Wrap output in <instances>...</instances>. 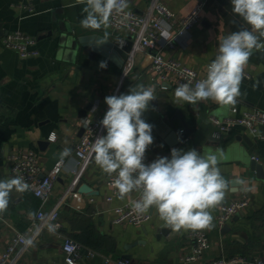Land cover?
Segmentation results:
<instances>
[{
	"label": "crops",
	"instance_id": "obj_1",
	"mask_svg": "<svg viewBox=\"0 0 264 264\" xmlns=\"http://www.w3.org/2000/svg\"><path fill=\"white\" fill-rule=\"evenodd\" d=\"M160 1L177 18L187 16L198 3L203 4L200 22L178 37L173 48L165 47L161 52L205 78L208 65L218 54L219 39L249 27L233 15L230 0ZM148 4L149 0H129L128 9L140 14ZM84 6L77 0H0V180L11 177L6 159L15 148L34 151L42 174L51 172L62 160V151L68 148L70 156L63 158L53 195L45 208L57 204L61 232L86 249L79 264H117L127 255L130 264H184L179 257L190 253L191 230L176 231L166 226L152 209L147 212L150 220L141 226L112 224L111 208L140 196L133 191L119 199L116 194L107 202L111 193L106 185L109 175L95 164L94 155L75 186H70L76 168L73 148L82 135L79 132L83 122L100 118L107 106L106 96L127 93L130 85L138 83L151 85L157 98L149 102L142 119L153 126L154 139L145 155L170 158L174 147L202 150L204 156L215 154L227 182L224 199L209 209L212 227L201 229L210 241L203 261L233 255L264 257V177H257L249 169V162L255 157L264 172V125L259 126L256 135L243 126L232 125L220 139L214 140L216 128L210 120L211 116L224 120L240 117L246 111L264 110V49L255 50L249 58L244 70L250 79L242 80L235 104L220 105L212 100L198 102L196 106L183 101L174 104L175 88L167 84L165 89H158L150 80L155 50L132 49L127 36L125 50L127 55L131 50V54L119 68L90 48L71 46L72 40L85 35L98 34L115 44L121 36L110 30L109 22L100 29L82 28ZM60 24L66 26L64 31ZM17 30L37 39L39 56L22 60L14 51L4 48L3 37ZM89 104L91 107L86 110ZM233 108L236 113H232ZM83 111L85 115L81 114ZM175 112L181 114L192 134L170 147L164 143L169 131L166 122ZM175 125L182 128L177 118ZM80 181L93 193H80ZM236 198L247 199L249 207L219 228V206ZM37 200L29 191L11 192L7 209L0 213V253L16 232L28 233L31 218L39 208ZM87 250L95 255L88 256ZM23 260L26 264H65L60 238L41 232L27 248Z\"/></svg>",
	"mask_w": 264,
	"mask_h": 264
},
{
	"label": "clouds",
	"instance_id": "obj_2",
	"mask_svg": "<svg viewBox=\"0 0 264 264\" xmlns=\"http://www.w3.org/2000/svg\"><path fill=\"white\" fill-rule=\"evenodd\" d=\"M84 4L80 26L100 29L107 26L110 16L124 13L129 0H77ZM232 13L249 27L233 31L218 41V54L207 67L205 79L180 84L174 92L179 101L196 106L212 100L220 105H233L240 96L244 69L255 50L264 49V0H230ZM161 36L167 39L168 33ZM103 66V64L101 65ZM253 87H256L254 85ZM154 87L130 85L128 92L105 97L108 105L99 122L106 134L91 145L94 161L102 172L112 176L111 186L117 197L124 199L133 191L140 193L132 201L137 214L150 209L158 212L166 226L176 231H198L212 227L209 209L216 207L225 195L227 182L221 175L218 156L201 155L196 149L172 148L170 158L157 157L144 163L146 150L153 144V126L142 119L149 102L156 99ZM96 109L93 108V111ZM222 154V153H221ZM70 156L65 148L61 159ZM242 183V182H241ZM30 185L21 175L0 180V213L9 205L13 190L23 193Z\"/></svg>",
	"mask_w": 264,
	"mask_h": 264
},
{
	"label": "built area",
	"instance_id": "obj_3",
	"mask_svg": "<svg viewBox=\"0 0 264 264\" xmlns=\"http://www.w3.org/2000/svg\"><path fill=\"white\" fill-rule=\"evenodd\" d=\"M26 6H23L25 8ZM203 4L198 3L192 11L185 17L177 18L165 4L160 0H149L147 8L140 14L125 9L124 13H113L109 18L110 30L114 34H120L117 38V45L121 49H126L128 40L132 44V49H150L155 50L151 57L150 74L151 82L158 89H165L167 84L172 85L175 89L184 83L191 82L194 87L197 81L205 79L194 69L184 65L176 58L164 56L161 50L165 47L173 48L174 42L178 37L186 34L194 25L201 20V11ZM28 11L31 7L27 6ZM167 32V39H162L161 33ZM4 48L14 51L22 60L39 56L36 49L37 39L27 35L19 30L7 33L3 39ZM131 54L128 52V55ZM244 79H250V74L244 70ZM108 105L99 119L85 120L82 124L83 133L76 141L73 153L76 158V168L73 172L74 177L70 186H75L78 178L90 162L93 154L91 145L94 140L106 134V130L100 125ZM232 113H236L233 108ZM216 131L212 134L214 140L230 130L232 125L245 127L250 134L256 135L258 128L264 125V110H251L243 112L240 117H228L219 120L210 117ZM156 158L145 155L144 163L148 164ZM257 162L255 157L252 158ZM7 164L12 176L21 175L30 185L29 192L39 200V208L36 214L31 218L28 233L16 232L8 242L6 248L0 253V264H26L23 255L30 246L34 238L41 232H51L61 240V251L65 264H79L84 250L80 243L61 232L62 225L59 218V206L56 204L49 209L46 205L49 203L54 190V184L58 178V171L63 165V160L55 164L54 169L42 174L37 154L30 149L15 148L7 155ZM115 173L109 176L106 185L110 188L111 193L107 195L106 201L111 202L117 194V190L111 186ZM69 186V187H70ZM140 196L138 191H135ZM92 201V199L90 200ZM132 202L111 208L114 214L112 224L122 225L129 224L141 226L150 220V215L137 214L133 211ZM249 207V201L244 198L231 199L223 203L218 208L217 224L222 228L228 224L234 215L244 211ZM191 242L190 253L179 257L184 264H264V257L257 256H222L211 258L203 261V257L210 248V241L203 230L191 231L188 234ZM88 256H94L93 251L87 250ZM117 264H130L128 260H119Z\"/></svg>",
	"mask_w": 264,
	"mask_h": 264
},
{
	"label": "water",
	"instance_id": "obj_4",
	"mask_svg": "<svg viewBox=\"0 0 264 264\" xmlns=\"http://www.w3.org/2000/svg\"><path fill=\"white\" fill-rule=\"evenodd\" d=\"M202 2L203 0H198ZM65 25L60 24V28L64 31ZM72 47H80L82 48H90V50L94 53H96L99 56L104 57L105 59L113 62L116 66L119 68H122L124 65V62L126 61L128 55L127 50L121 49L118 47L117 44H115L113 41L108 40L98 34H90L85 35L82 37L77 38L76 40H72L71 42ZM91 107V104H89L86 107V110H88ZM81 114L85 115V112L83 111ZM176 118L180 121L182 128L179 129L175 125ZM167 126L169 128V131L167 132V138L164 141V143L167 146L173 147L176 144H179L180 142L186 140L191 134L192 131L187 127L185 124L183 117L179 112H175L174 116L169 119L167 122ZM83 133V128L80 129L79 134L81 135ZM242 139L244 141H248V138L246 136H242ZM202 150H200L201 152ZM249 169L255 173L257 177L263 178L264 172L263 167L260 164H257L255 160H251L249 162ZM79 184V192L80 193H86V194H92L91 188L81 183ZM123 259L129 260L130 256H124Z\"/></svg>",
	"mask_w": 264,
	"mask_h": 264
},
{
	"label": "trees",
	"instance_id": "obj_5",
	"mask_svg": "<svg viewBox=\"0 0 264 264\" xmlns=\"http://www.w3.org/2000/svg\"><path fill=\"white\" fill-rule=\"evenodd\" d=\"M37 205L39 206V201H38V200H37L36 206H37Z\"/></svg>",
	"mask_w": 264,
	"mask_h": 264
}]
</instances>
